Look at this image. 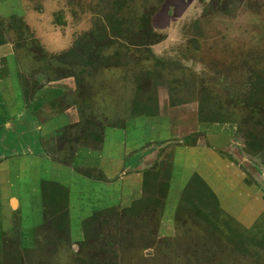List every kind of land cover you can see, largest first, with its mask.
Masks as SVG:
<instances>
[{
  "label": "rangeland",
  "instance_id": "1",
  "mask_svg": "<svg viewBox=\"0 0 264 264\" xmlns=\"http://www.w3.org/2000/svg\"><path fill=\"white\" fill-rule=\"evenodd\" d=\"M111 4L105 0H0L1 16L7 19L15 14L20 18L19 30L10 28L5 42L0 44L3 95L14 96L21 91L15 116L24 117L22 113L27 110V104L21 110L20 101L30 104L34 98L36 107L50 109L52 113L48 114H54V118L64 114L71 120L75 115H90L100 130L103 125H121L138 118L148 123L144 139L148 136L149 144L157 143L154 139L159 135L154 132L162 121L168 124L164 136L173 141L164 143L158 153L162 159L152 163L151 182H155L157 174L156 184H165L172 177L173 148L191 142L192 146H185L205 149L199 165L212 186L218 184L220 177L216 175L222 162H213L210 168L205 159L209 144L218 146L211 148L210 154L216 152L218 158L226 157L234 166L229 167L231 175L245 171L246 179L252 178L255 171L248 163L250 158L264 169V145L255 149L245 137L248 130L256 131V135L258 130L264 132L263 92L260 95V88L251 85L257 75H264V0H124L121 8L126 15L131 13L130 8L145 12L148 7L149 23L160 38L149 43L148 48L131 47L127 57L116 64L108 62L97 70L87 67L82 73L86 88H78L75 77L64 76V71L78 72L80 67L62 63L57 56L70 47L75 37L89 32L95 21L106 22L104 14ZM132 35L130 30L118 37ZM141 70L156 71L158 103L154 115L132 113L134 79ZM57 88L64 93L62 109H52L47 103ZM252 91H257L253 102L245 101ZM211 128L215 129L212 139L205 133ZM91 131L98 132L94 128ZM5 132L0 130V138L10 145L11 134ZM243 155L248 158L243 159ZM23 159L8 157L0 161V172L8 171L12 184L20 168H25ZM22 173L18 176L24 185ZM261 180L256 205L260 208L252 209L254 215L246 222L241 215L242 219L234 218L224 211L216 212V216L209 212L207 220L189 209L177 217L174 205L179 198L178 186H170L169 182L165 199L158 191L157 196L152 192L149 214L136 217L142 221L148 217L153 222L149 223L153 238H142L148 235V224L131 223L130 212L119 217V223H126L125 232L112 223H108L109 228L105 226L112 233L126 236L120 242L114 241L116 264H264V179ZM129 188L136 190L135 181ZM13 193L18 194L15 185ZM7 201L0 193V264H77V256L83 253V244L78 240L82 237L81 219L70 222L72 231L67 235L61 231L64 223L56 219L47 220L45 229L41 226L36 231H24L20 228L19 210L5 207ZM120 201L127 198L121 195ZM114 208L109 212H121L124 206ZM127 223H131L128 228ZM94 224L87 226L92 228Z\"/></svg>",
  "mask_w": 264,
  "mask_h": 264
},
{
  "label": "crops",
  "instance_id": "2",
  "mask_svg": "<svg viewBox=\"0 0 264 264\" xmlns=\"http://www.w3.org/2000/svg\"><path fill=\"white\" fill-rule=\"evenodd\" d=\"M19 103L21 104V108H23L24 102L20 101ZM16 105H18V103H16ZM44 117L45 116L42 115L35 121L36 128L40 129V131L53 129L56 126L63 124L64 120L65 122L69 121L67 117H64V114L59 117L55 116L57 118L48 117L45 121H42ZM8 118V114H5L2 111L0 112V123H3ZM74 118L75 116L71 120ZM134 121H125L123 125H120L121 127H105L104 130H100L102 138L100 137L101 140L99 143H96L95 147L86 148V146H82L75 151V154L72 157L75 165L83 170L89 169V173L76 172L69 165H64L63 167L60 164H52L50 166L49 161L44 158L39 159L43 170H45L44 172L48 171L46 173L47 179H56L63 182L64 187L68 190V201H66L67 203H64V205L65 207L67 205L69 207V215L72 222H79L80 219L91 215L94 211L99 209L129 206L133 200L144 195V190L142 188V170L151 166L155 159L158 160L160 157L161 160L163 156L161 157V154H158L161 147H157L155 144H149L148 140H150V138L148 136L144 139L145 132L148 129V123L144 124L143 121L140 122L141 120H138V118H135ZM167 125L168 124H164L162 121L156 124L158 131L157 133L154 132V134H158L159 136L154 140L160 141L166 138L164 134ZM213 130L215 131L214 128L205 131L206 135L211 139L213 137ZM90 143L94 144L93 142ZM191 144L193 145L192 142L185 145L192 146ZM185 145L182 144L179 147L175 146L173 148V174L169 180V182L173 184L170 183V186H173L174 183H176L180 196L181 190L186 181L193 172H196L211 187L212 191L218 198L220 207L225 213L228 215L230 214L234 218H237V216L240 217L241 215L245 222L249 220V218L254 215L251 210L255 207L258 209L260 208V206H256L258 204L257 202H259V188L251 181H246L244 173L242 172L239 173V175H231L229 170L233 169L234 166H232V164L230 166L226 161L227 158H218L220 156L217 155L216 152L214 153L212 151V154H210L209 152L212 150L210 147V149L206 151L209 156H205V159H208V162L210 163V168L212 167L213 162H222L221 165H219V173L216 175L217 177H220L219 180H217L218 184L212 186L207 180L208 178L203 174L204 172L199 165V162H202L203 160L202 149L205 150L204 147L193 149ZM153 146L155 148L152 150ZM141 147L143 148V152L147 154L145 159L143 155L137 163L128 161L127 155L132 154L134 150ZM186 148H190V150H187ZM141 152L137 153V155ZM20 157L24 158L23 161L28 162L26 165L30 166V170H33L32 177L30 176L29 179L25 181V184H29L30 189L24 191L27 196L30 194V197H33L35 196L33 193V187L37 180L33 164L34 161L38 160V157L22 154L17 158ZM229 167L231 168L229 169ZM49 169L51 171L50 174ZM50 175H52L51 178ZM4 179L5 181H9L8 171L1 170L0 184ZM132 181H135L136 190H131L129 188V186L132 185ZM169 182H167V184ZM9 183L12 182L9 181ZM12 185L14 187L15 184L13 183ZM150 185L151 187L150 190L147 191V194L149 193V196L153 197V194L151 193L156 192L155 196H157V188L160 184L150 182ZM108 186H112V188L108 189ZM15 188L18 189L17 186H15ZM24 189L25 187L23 190ZM6 190L5 186L0 187L1 195L3 194V197L9 198V194L6 196L4 195ZM169 191L170 187H168L167 194H169ZM222 192H226L227 194H222ZM121 195L126 197L127 201H120ZM8 204L9 199L6 202L5 207H9ZM2 205L4 206L3 203ZM164 205L166 206L165 202Z\"/></svg>",
  "mask_w": 264,
  "mask_h": 264
},
{
  "label": "trees",
  "instance_id": "3",
  "mask_svg": "<svg viewBox=\"0 0 264 264\" xmlns=\"http://www.w3.org/2000/svg\"><path fill=\"white\" fill-rule=\"evenodd\" d=\"M105 1L107 5H110V2H112L108 12L104 14L106 22L103 20L95 21L94 26L89 32L75 37L70 47L64 51V53L57 56L58 60L62 63L64 62L69 65L76 64V67H80L78 72L64 71V76L71 75L75 77L76 86H78V88L79 86L86 88V83L82 84V73L87 67L91 66V68L97 70L108 62L116 64L120 58L124 56L127 57L131 47L136 49L142 47L148 48L149 43L160 38V35L153 30L149 23L150 11L147 6H145V12L130 8L128 11H131V13L126 15L121 8L124 4V0ZM19 20L20 18L15 14H10L7 19L0 15V44L5 42V33H7L10 28L19 30ZM130 30L133 33L132 38L130 36H124V38L119 39V35L121 36L123 33ZM156 63L161 64V61L157 60ZM134 84L136 98L132 100V113L134 115L156 114L158 103L156 97V71L151 73V71L148 70H141L136 74ZM251 85H253V88H260L259 92H263L264 96V75H257L251 82ZM253 91L250 93L251 96H248L245 101L253 102V94L256 95L257 93V91ZM260 95H262V93ZM258 96L259 95H257V97ZM89 123H93L92 119L89 120ZM258 133L259 135H256V131L248 130L245 132V137L252 145L260 149V147L264 145V132L263 130H258ZM93 136L95 139L101 137V135L97 133ZM149 175L150 168H144L142 170V188L146 193L140 198L133 200L129 206L121 208V212H109V210H116V208L99 209L92 213L89 220H86L90 223L94 222L95 227L91 228L90 226H86L83 230L84 238L79 241L83 244L81 248L83 253L77 256V264H116L115 256L117 254L114 241L120 242L122 239L126 238V236L124 234L118 235L116 232L112 233L108 229V223H112L115 227L125 232L123 226L126 223H119L120 215L123 216L130 212L131 223L141 221L140 224L147 223L148 227L150 226L149 223H153L148 217L147 220L144 221L136 219V217H139L142 213L148 215L150 212V198L153 197H150L149 193L147 194V191L150 190ZM167 189V183L158 187V193L162 199H165ZM52 206L58 210L57 214H53V218L58 220V222H64V228L61 231L66 233V235L69 234L68 214L66 209L62 208L57 198L52 199ZM174 209L177 217H180L184 211L189 209L194 210L196 214L203 216L206 220L209 217V212L213 216L217 215L216 212H223L218 198L211 187L196 172L190 175L183 186L176 206L174 205ZM131 223H127V228ZM153 231V227H149L148 235H144L142 238L150 240V237L153 238Z\"/></svg>",
  "mask_w": 264,
  "mask_h": 264
},
{
  "label": "flooded vegetation",
  "instance_id": "4",
  "mask_svg": "<svg viewBox=\"0 0 264 264\" xmlns=\"http://www.w3.org/2000/svg\"><path fill=\"white\" fill-rule=\"evenodd\" d=\"M37 81H40L41 79L37 78L35 79ZM0 102H4L2 105H0V112H6V110H9V118L5 120L3 123H0V130L6 131L5 133L11 134L12 140L9 141L10 145H5V141L1 140L0 138V161L8 158V157H19L22 154L25 155H31L32 157H38V160L34 161V173H36V180L33 187V193L35 196L30 197V194L27 196L24 192L27 191V184H25V189L23 190V182L22 180H19L18 173L21 174V171L23 172V178L24 180L29 179V177H32L33 170H30V166L26 165L28 162H24L25 168H20V170L16 174V182L15 186H17L19 192L18 194H13V185L12 183H9V181H5V179L0 184V187L5 186L6 187V193L5 196L9 194V207L12 210H15L16 208L19 210V218H20V228L24 231H36V229H40L42 226V229L45 227L44 225L47 224V220L51 221L53 220V214H57L58 210L52 206V199L57 198L59 204L62 206V208L66 209L68 214V228L69 232L72 231V228L70 227V215H69V207L68 205L65 207L64 203L68 201V190L64 187V183L60 182L58 180L53 179H47L46 172L43 170V167L41 166V161L39 159H45L49 161V165L52 164H60L64 167V165L71 166L76 172L80 173H89V169L83 170L77 167L72 160V157L75 154V151L79 147L86 146V148L95 147L96 143L100 142L101 138L98 137L97 139L94 138L93 135H95L91 129L94 128L98 132L97 134L100 135V126L95 122L90 115L88 116H79L76 117L73 120H69L67 122L64 121L63 124L54 127L53 129H47L46 131H43L38 128H36L35 121L41 117L42 115L45 117H54V114H48L50 112V109H42L39 106L36 107V104H34L32 98V102L28 104L29 102H24V105L27 104V110H25L22 114L24 117L15 116L17 115V112H15V109L17 107L16 103L18 102V99H20L21 91L17 93V95H6L4 97L3 93V87L5 84L3 82H0ZM61 88L56 89V93L53 94L51 97L47 98V103L52 105V109H56L55 107H61L64 106V102L62 99H64V93L60 91ZM20 93V94H19ZM36 96V95H35ZM14 105H13V104ZM29 108V109H28ZM4 109V110H3ZM24 108H21L23 110ZM8 112V111H7ZM52 113V112H50ZM93 121V123H89V120ZM124 122L121 123L123 125ZM98 125V126H97ZM90 126V127H89ZM87 127H89L90 131L87 133ZM105 127H121L119 124H112V125H103L101 128L102 130L105 129ZM234 134V133H233ZM103 136V135H102ZM227 136L225 137V139ZM74 140V141H73ZM79 141V142H77ZM172 142L173 140L171 138H165L160 141H156L155 144L157 147H163L164 143ZM90 142H93L94 144H91ZM187 144V143H184ZM72 145V147H70ZM211 145V144H210ZM216 145V144H215ZM211 145V148H217L218 146ZM88 146V147H87ZM224 146V145H221ZM142 148V147H141ZM136 149L133 151L132 154L127 155L128 161H132L137 163L140 161L141 157L144 155V159L147 156L143 152V148ZM155 148L154 146L152 147ZM220 148V147H219ZM254 148H258L255 147ZM146 149V148H145ZM151 150V151H152ZM142 151V152H141ZM141 152L137 155V153ZM40 157V158H39ZM226 158V157H225ZM247 155H243V159H247ZM248 161L251 166H254L255 175L252 173L251 177L246 179L247 176L246 172L243 171L245 174V180L251 181L254 183L259 189L262 185V180L264 179V169L260 168V163L252 160L251 158ZM153 165V164H152ZM151 165V166H152ZM38 166V167H37ZM151 166H148L146 168H150V175H149V183L151 180H153V177L151 176ZM37 167V168H36ZM51 169V168H50ZM49 169V174L51 173ZM260 169V170H259ZM6 171V170H5ZM250 171V170H249ZM261 171V174H259ZM252 172V171H250ZM249 175V174H248ZM263 175V177H261ZM52 175H50L51 178ZM261 177V178H260ZM154 181L157 183V174L154 178ZM153 182V181H152ZM154 183V182H153ZM164 185V184H160ZM151 187V185H150ZM158 191V188H157ZM168 191V189H167ZM25 193V194H24ZM28 194V192H27ZM145 194V192H144ZM159 194V193H158ZM19 203V205H16ZM57 205V204H56ZM91 215L86 216L81 219L80 224V230L82 237L78 240H82L84 238L83 230L87 226L88 223H90L89 220ZM13 219L14 217L11 216ZM64 223V222H63ZM64 228V226H62ZM45 229V228H44Z\"/></svg>",
  "mask_w": 264,
  "mask_h": 264
}]
</instances>
